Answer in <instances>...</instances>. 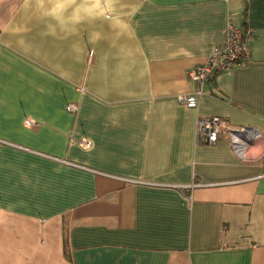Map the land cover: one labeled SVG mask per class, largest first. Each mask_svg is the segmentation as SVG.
<instances>
[{"label":"crops","instance_id":"crops-1","mask_svg":"<svg viewBox=\"0 0 264 264\" xmlns=\"http://www.w3.org/2000/svg\"><path fill=\"white\" fill-rule=\"evenodd\" d=\"M0 264H264V0H0Z\"/></svg>","mask_w":264,"mask_h":264},{"label":"built area","instance_id":"built-area-1","mask_svg":"<svg viewBox=\"0 0 264 264\" xmlns=\"http://www.w3.org/2000/svg\"><path fill=\"white\" fill-rule=\"evenodd\" d=\"M255 36V31L249 26H235L228 22L224 41L215 47L204 62L199 63L188 71L189 78L195 84V91L182 95L179 100L188 108H196L203 93L202 87L206 81L215 74L228 71L236 66H243L250 58V44ZM70 111L73 105H68ZM199 136H203L207 143H215L226 124L217 115L199 117L196 122ZM229 130V136L235 152L242 153L247 141H242L236 133ZM240 132L247 133V128H240ZM239 133V132H238Z\"/></svg>","mask_w":264,"mask_h":264},{"label":"trees","instance_id":"trees-1","mask_svg":"<svg viewBox=\"0 0 264 264\" xmlns=\"http://www.w3.org/2000/svg\"><path fill=\"white\" fill-rule=\"evenodd\" d=\"M243 27H245V26H243Z\"/></svg>","mask_w":264,"mask_h":264}]
</instances>
